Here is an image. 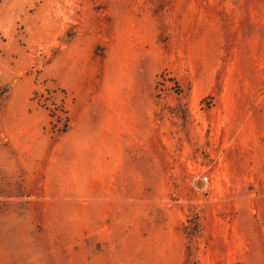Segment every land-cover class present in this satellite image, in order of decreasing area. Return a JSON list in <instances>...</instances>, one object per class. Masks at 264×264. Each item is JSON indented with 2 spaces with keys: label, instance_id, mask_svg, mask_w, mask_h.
I'll use <instances>...</instances> for the list:
<instances>
[{
  "label": "rangeland",
  "instance_id": "obj_1",
  "mask_svg": "<svg viewBox=\"0 0 264 264\" xmlns=\"http://www.w3.org/2000/svg\"><path fill=\"white\" fill-rule=\"evenodd\" d=\"M0 264H264V0H0Z\"/></svg>",
  "mask_w": 264,
  "mask_h": 264
},
{
  "label": "trees",
  "instance_id": "obj_2",
  "mask_svg": "<svg viewBox=\"0 0 264 264\" xmlns=\"http://www.w3.org/2000/svg\"><path fill=\"white\" fill-rule=\"evenodd\" d=\"M57 119H58V118H56V122H55V123L58 124L59 122H58ZM66 127H67V126H66V119H65L64 124L62 125L61 128H59V127L56 128V126H55L54 129H55L56 132L63 133V132H65ZM195 226H196V227L198 226L197 221H195Z\"/></svg>",
  "mask_w": 264,
  "mask_h": 264
}]
</instances>
